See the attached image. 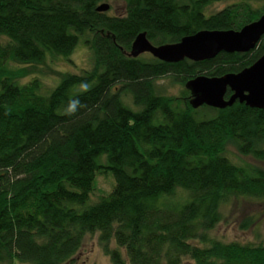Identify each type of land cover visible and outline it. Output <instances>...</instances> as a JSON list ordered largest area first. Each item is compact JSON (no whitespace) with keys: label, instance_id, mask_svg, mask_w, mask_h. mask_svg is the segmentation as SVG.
Listing matches in <instances>:
<instances>
[{"label":"trees","instance_id":"16d2710c","mask_svg":"<svg viewBox=\"0 0 264 264\" xmlns=\"http://www.w3.org/2000/svg\"><path fill=\"white\" fill-rule=\"evenodd\" d=\"M103 1L0 0V264H66L93 233L110 264H264V244L210 236L230 198H264V169L227 156L232 146L264 161V108L195 109L185 88L251 65L264 36L198 62L129 55L140 32L162 45L239 30L264 5L238 0L207 15L223 0H122L124 13L109 15L96 11ZM80 38L89 68L46 95L39 80L22 82L27 65L67 59ZM165 77L178 95L157 90ZM109 173L111 189L93 200Z\"/></svg>","mask_w":264,"mask_h":264},{"label":"rangeland","instance_id":"374dc122","mask_svg":"<svg viewBox=\"0 0 264 264\" xmlns=\"http://www.w3.org/2000/svg\"><path fill=\"white\" fill-rule=\"evenodd\" d=\"M238 0H223L214 2L205 8V14L215 13L224 7L237 2ZM109 4V15H122L124 13V2L122 0L103 1ZM102 2V3H103ZM255 6L264 5V0H255ZM3 39H0V42ZM149 57L148 53L141 54ZM91 65L90 52L79 39L77 46L71 55L65 59L60 56L51 57L46 55L42 61L27 65L26 78L22 82L30 79H37L40 82V94H48L59 82L60 77L64 73H79L83 69L89 68ZM181 86L171 81L169 77L157 80V90L166 95H178ZM227 156L229 159L239 165L259 166L264 169V161H256L250 156H243L229 146L227 148ZM109 176H99L97 178V189L95 192L98 198L100 193H107L114 183L113 178ZM102 195V194H101ZM222 215L221 221L210 231V236L221 240L222 242H239L251 244H264V198H251L238 196L230 198L220 207ZM250 224L244 226L246 223ZM112 247L115 246L111 243ZM66 264H110L107 256L104 255L98 243V234H88L79 249L74 255L72 262ZM182 264H194L188 258L184 259Z\"/></svg>","mask_w":264,"mask_h":264},{"label":"water","instance_id":"95a60500","mask_svg":"<svg viewBox=\"0 0 264 264\" xmlns=\"http://www.w3.org/2000/svg\"><path fill=\"white\" fill-rule=\"evenodd\" d=\"M109 4L101 3L96 11L105 12ZM264 36V12L239 30H200L182 37L178 42L153 45L140 32L132 41L129 55L138 57L143 53L164 62L183 59L198 62L211 59L220 52L245 53L253 49ZM190 92L192 108L202 105L224 109L236 101L252 108H264V52L249 66L238 72L222 76L198 75L185 83ZM229 92V94H227Z\"/></svg>","mask_w":264,"mask_h":264}]
</instances>
